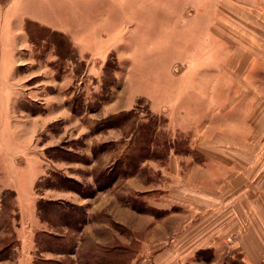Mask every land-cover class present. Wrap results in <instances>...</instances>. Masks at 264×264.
Wrapping results in <instances>:
<instances>
[{"label": "rangeland", "instance_id": "rangeland-1", "mask_svg": "<svg viewBox=\"0 0 264 264\" xmlns=\"http://www.w3.org/2000/svg\"><path fill=\"white\" fill-rule=\"evenodd\" d=\"M0 1V264H96L115 245L133 264L237 215L244 165L264 162V0ZM223 237L183 264H249Z\"/></svg>", "mask_w": 264, "mask_h": 264}, {"label": "crops", "instance_id": "crops-1", "mask_svg": "<svg viewBox=\"0 0 264 264\" xmlns=\"http://www.w3.org/2000/svg\"><path fill=\"white\" fill-rule=\"evenodd\" d=\"M0 34L2 30L6 28V4L2 5L0 1ZM255 52V51H254ZM251 50L246 51V58L248 57L249 62L254 56ZM247 61H245L246 63ZM252 62L249 63L251 65ZM249 69V68H247ZM251 87V85L249 84ZM258 117L255 125V135L264 137V101L260 102V107L258 109ZM258 131V133H257ZM264 149V146H261ZM261 147L259 153H261ZM218 157V156H217ZM244 170L246 173L243 174L244 181L249 182L248 188L243 191V201L246 204L239 205L235 213L225 214L219 212H211V216H204L202 220L191 227H184L178 237L172 238L169 241H165L161 244H158L156 247L150 248L155 250L154 253L150 255H141L137 256L133 264H183L185 263L192 255L195 254L200 249H204L210 246H216V242L224 236L236 235L237 240L242 244V250L244 251L245 256L248 259L249 264H261L264 262V162H251L246 165ZM248 166V167H247ZM247 168V169H246ZM260 170L258 174H255L253 170ZM252 170V171H251ZM250 171V172H249ZM253 172V176L252 173ZM236 175L229 176V173L226 174L227 185H230V181L234 179ZM236 178V177H235ZM242 178V179H243ZM258 179V180H257ZM230 187L226 188V192H230ZM207 191V190H206ZM214 190H211L206 195L207 198L211 197V193ZM202 189L197 193L196 199L198 201V196ZM182 193V192H181ZM215 193V192H214ZM203 195V192L201 193ZM187 194L182 198L186 202ZM191 198L192 200H194ZM192 201L190 198H188ZM214 200V199H212ZM154 204V202H152ZM163 204V203H162ZM187 204V203H186ZM155 205V204H154ZM120 208L116 209L115 218L116 221L122 224H129L133 229H139L142 227L144 220L146 218L144 215H140L136 211L132 210L130 207L119 206ZM206 214V213H205ZM225 217L222 219L221 225L216 224V221H213L211 227H209L208 220L209 217ZM203 217V216H202ZM215 217V218H216ZM153 217L147 216V226L149 228L150 223H154ZM216 224V225H214ZM214 225V226H213ZM159 227V225H158ZM156 226L151 228L149 233L152 234V241L159 240L160 237L168 234V231L161 227L157 229L158 234L155 236ZM223 237V238H224ZM223 242V241H222Z\"/></svg>", "mask_w": 264, "mask_h": 264}, {"label": "trees", "instance_id": "trees-1", "mask_svg": "<svg viewBox=\"0 0 264 264\" xmlns=\"http://www.w3.org/2000/svg\"><path fill=\"white\" fill-rule=\"evenodd\" d=\"M13 193V195H15V191H11ZM45 234L47 237L50 238H56L57 235H55L54 233H43ZM115 247L117 248H112L111 250H109L110 248H106L104 249V253L106 256H109V258L107 259H97V261H95L96 264H121V257L123 252L118 250V246L115 245ZM124 250H127L126 248ZM108 251L110 252V254H108ZM112 251H115L116 254L115 256L111 254ZM67 254H69L70 252H66ZM104 253L102 252V255H104ZM101 253H99V255L94 254V256H98V258H101ZM39 259V260H38ZM35 264H65V261H61V260H56V259H45V258H38ZM90 260V259H89ZM89 262V261H87ZM93 264V263H92Z\"/></svg>", "mask_w": 264, "mask_h": 264}]
</instances>
